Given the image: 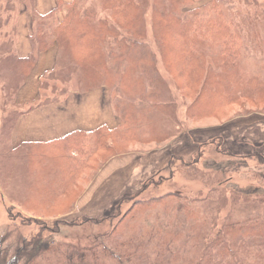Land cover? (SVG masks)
Masks as SVG:
<instances>
[{
	"label": "rangeland",
	"instance_id": "1",
	"mask_svg": "<svg viewBox=\"0 0 264 264\" xmlns=\"http://www.w3.org/2000/svg\"><path fill=\"white\" fill-rule=\"evenodd\" d=\"M119 1L131 4L133 12L129 16L135 14L138 20L123 17L108 1L86 0L85 7L95 13V28L100 27L98 24L105 26L106 35L116 30L120 37H125L126 46L135 42L146 47L167 96L156 99L149 93L156 90L158 84L146 74V92H130L129 84L122 78V86L112 88L104 77L93 80L84 67L77 66L80 64L71 59L66 47L56 44L55 71L41 78L38 102L60 101L75 91L84 93L106 88L121 128L112 133L109 153L104 152L100 159L96 157L91 169L81 171L70 193L50 208L38 205V201L37 204L28 202L33 199V192L27 188V180L10 182L6 174L12 122L18 110L27 109L30 104L17 100L25 81L22 84L16 73L7 71L5 62L10 58L6 44L16 46L25 36L17 30L21 11L25 10L30 16V13L40 12L36 9V0H0V264L17 251L24 255L20 264H27L40 250L47 253L42 252L33 264H68L64 254L68 248H76L75 253L95 243H99L100 250L107 248L104 252L112 256L119 252L122 264H189L193 261L191 256H197L194 253L197 245L206 244V223L218 224L217 231L227 222L226 217L237 221L264 210V205L257 200L232 202L230 198L232 192L264 197V103L253 104L241 99L221 104L205 93L197 111L190 110L203 82L207 78L211 82L213 76L220 79V61L236 65L241 89L251 87L247 81L253 78L264 82V0H215L221 18L229 21L233 33L216 38L204 25L200 29L194 27L196 30L188 33L192 42L189 47L193 56L202 62L192 66L182 65L180 39L169 30L164 32L160 22L167 17L174 20L181 17L184 22L204 16V20L214 13L211 12L213 0H184L187 1L182 6L184 12L176 11L179 6L174 3L178 0ZM198 8L200 11L196 13ZM65 14L66 9H60L58 20ZM31 33L28 34L30 42ZM85 44V41L80 43L75 57L86 67ZM234 45V52L228 49ZM120 47L118 67L123 74L131 62L125 57L129 50L123 52V44ZM15 50L19 54V50ZM194 66L200 72L195 74ZM191 87L194 88L192 93ZM123 121L126 124L123 125ZM123 135L126 138L121 139ZM55 153L52 151L51 155L57 159ZM108 162L114 170L110 207L102 213L99 211V216L80 213L77 201L98 180V174ZM23 175L27 178L31 174L24 170ZM217 189L220 194L212 197ZM168 193H173L175 198H169L166 203H140L141 199L150 200ZM221 194L224 199L219 201L217 197ZM183 197L193 203L188 206L190 211L180 213L173 206ZM218 207L220 213H217ZM83 218L103 222H82ZM55 220L65 224L57 229ZM38 234L42 240L26 245ZM126 254L130 255L129 262L125 261ZM250 262L249 258L245 261ZM98 264L106 263L101 260Z\"/></svg>",
	"mask_w": 264,
	"mask_h": 264
},
{
	"label": "trees",
	"instance_id": "2",
	"mask_svg": "<svg viewBox=\"0 0 264 264\" xmlns=\"http://www.w3.org/2000/svg\"><path fill=\"white\" fill-rule=\"evenodd\" d=\"M105 1H108L112 7L116 6L118 13H122L123 17H128L129 14L133 12L132 5L128 4L126 0V3L119 0H102V3ZM85 2L86 0H57V6L46 14L37 12L30 13L31 16H33L31 22L32 33L30 37L32 50L28 56L22 57L17 54L15 45L11 47V44H6L8 49L7 57L10 58L5 62L7 71L16 73V78L22 79L23 84L30 71L34 68L39 55L57 44L63 48L66 47L71 59L75 60V63L80 64L77 66L84 67L89 72L87 75L91 76L93 80L104 77L105 81L112 88L115 86H122L120 79L122 78L129 84L128 88L130 92H146L144 86V75L146 74L150 80L158 84L157 89L149 93L155 95L156 99L166 97L167 91L162 83H159V76L155 71L153 58L146 47L139 46L135 42L130 46H126L124 43L126 40L125 37H120L116 30H111L106 35L105 32L108 31L105 26L98 24L100 27L95 28V13L85 7ZM211 2V12L214 13L213 15L210 14V16H207L204 20V16L203 18L197 17L192 21L185 20L184 22L181 17H176L177 20L167 17V19L163 18L160 22L164 32L169 30L173 33L174 37L180 39L181 46L179 50L182 55V65L184 66H192L193 63L199 64L201 61L195 58L190 51L189 45L192 43L189 42L188 37L190 31L200 29L204 25V27L207 28V32L216 38H224L226 35L230 36L233 33L229 21L227 22L221 18V10L217 2L215 0ZM186 3L187 1L184 0L176 1L174 4L179 6L176 11L184 12V7L182 6ZM60 9H66V14L63 19L59 21L57 12ZM130 9L132 11H129ZM202 9L204 10L205 8ZM199 11L198 8L196 13H199ZM133 16L129 17H131L134 22L138 20L135 14ZM194 27H196V29H194ZM161 40L163 41L162 37ZM83 41L86 42L84 48V53L86 54V67L79 62L78 57H75L76 50L81 48L80 43ZM122 44L124 49L123 52L129 50L125 57L131 62V66L127 67L123 74H121L118 67L120 63L119 58L122 54L120 47ZM228 49L234 52L236 46L234 45ZM19 62L22 63L20 64ZM220 62L222 66L219 75L220 79L213 76L210 78L212 81L209 82V78H207L198 91H196L198 89L196 88V97L194 98L190 110L192 109L193 112L197 111L198 102L205 93L209 98H217L221 104H232L241 99L248 100V102L253 104L264 103V82L253 78L247 81L251 87H248V89H241L242 81L239 80L241 77H239L236 65L228 61ZM25 67L27 68L24 69ZM200 67L201 72L198 71V68L195 66L193 68L195 74L200 72L199 80L202 74V64ZM179 70L181 71V68ZM54 71L55 68L48 71L44 74L43 78L49 76ZM87 81L91 82L90 79H87ZM196 86L198 87V85ZM192 87L190 88L191 90H189L191 93L194 89ZM41 104L44 103L38 102L37 100L31 102L28 108L31 109ZM19 114L20 112L18 111L14 118ZM122 124H126V121H123ZM118 128H121V125L115 129L102 126L89 133L77 131L61 141L22 149L23 151L20 150L19 153L6 160V174L8 180L11 182V180L21 181L26 179L27 188L29 187L33 192V199L28 202L33 204L39 203L38 205L40 206L43 204L45 207L52 208L58 203V200H60L62 196L70 193L78 182L81 171H85L88 168L91 169V163H94L96 157H101L104 152L109 153L112 144V133L117 131ZM134 134L135 133H133V136ZM124 138H126V135L121 137V139ZM52 151L56 152L57 159H54L53 154L51 155ZM24 170H27L29 175H31L26 178L23 175ZM218 192L219 189L214 190L212 192V197H215L214 195ZM169 198H175L173 193L155 196L150 200L141 199L140 203H145V205L166 203ZM217 198L219 201L220 199H224L222 194L220 196L218 195ZM230 198L232 202H250L257 200L264 205V197L260 196L253 198L251 195L246 196L232 192ZM180 200L181 201H178L180 203H177L176 206L174 205L173 208L180 213L187 210L190 211L188 206L192 205L193 202L188 201L186 197ZM36 201L38 202L36 203ZM227 201H225V203ZM219 207H222V205ZM219 207L218 212L216 211L217 213L221 211ZM226 219L227 222L222 226V229L217 231L218 224L213 221L206 223V244L203 246L197 245V249L194 252L197 256H191L193 261L189 264H249L245 263L248 258L251 260L250 264H264V210L260 214L246 216L237 221H232L228 217H226ZM81 220L82 222H92L96 224L103 222L102 219L94 218H83ZM36 221L40 220L37 219ZM54 222L57 229L60 224H65V222L59 220H55ZM38 240H42L40 234L35 236L30 240V243L26 245L37 244ZM142 243L143 241L140 246H142ZM98 244L99 243H95L84 249H77L75 253H73V251L76 248H68L69 251L64 253L67 255L68 264H98L101 260L106 264H122V255L119 252L118 255L112 256L111 253L104 252L107 248L104 251L100 250L101 247ZM45 250L48 251L49 249ZM42 252L44 251L40 250L29 258L27 264H33L34 260L41 256ZM244 254L248 258H246ZM22 256H24L23 253L17 251L9 260L5 259L2 264H20ZM125 261H130V255L126 254Z\"/></svg>",
	"mask_w": 264,
	"mask_h": 264
},
{
	"label": "crops",
	"instance_id": "3",
	"mask_svg": "<svg viewBox=\"0 0 264 264\" xmlns=\"http://www.w3.org/2000/svg\"><path fill=\"white\" fill-rule=\"evenodd\" d=\"M56 6L57 0H36V9L41 14H46ZM18 18L17 30L25 36L16 44V49L19 50L20 56L25 57L32 50L28 39V34L32 31L31 16L23 10ZM57 56V45L39 55L34 68L18 92L17 100L21 104L34 102L40 97L39 82L45 73L56 67ZM18 111L20 114L10 129V149L6 154L8 159L21 149L61 141L77 131L89 133L102 126L109 129L120 126V119L114 112L111 95L106 88L84 93L75 91L64 100L44 103L31 109L22 107ZM105 167L98 174V180L77 201L80 213L99 216L103 210L110 207L113 193L111 174L114 170L110 162Z\"/></svg>",
	"mask_w": 264,
	"mask_h": 264
}]
</instances>
